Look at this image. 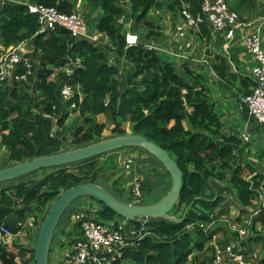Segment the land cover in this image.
Returning a JSON list of instances; mask_svg holds the SVG:
<instances>
[{
    "label": "trees",
    "instance_id": "1",
    "mask_svg": "<svg viewBox=\"0 0 264 264\" xmlns=\"http://www.w3.org/2000/svg\"><path fill=\"white\" fill-rule=\"evenodd\" d=\"M87 1L105 13L97 23V30L108 37L109 44L104 47L110 52L105 53L104 48L91 41L73 37L60 25L44 30L27 4L38 3L71 14L75 0H0V57L11 46L16 48L31 43L35 73V77L27 82L0 81V151H8L10 167L67 151L64 150L66 143L79 148L103 140L106 123L97 121L100 115L107 116L113 123L117 120L120 127L129 123L132 133L154 141L177 161L184 173V186L170 213L176 219L128 221L137 235L127 239L129 244L122 248V257L109 258L108 262L212 264L210 252L214 253V250L208 245L215 235L223 230L224 237L218 240L219 245L230 241L226 225L223 229L215 226L219 223L218 215L224 214L222 210L215 214L216 210L232 196L241 213L248 214L264 187V169L238 160L236 146H241L243 141L222 134L223 123L216 102L209 94L205 77L191 67V60L175 63L171 58L174 62L167 61L164 52L142 42L128 47L126 29L119 22L122 17L130 19L134 31L141 36L139 24L151 29L159 23L158 19L156 23L147 21L153 8H165L177 23L184 9L194 16L199 15L204 0H130V7L126 9L119 4L121 0ZM257 1L226 0L245 23H251L247 21L251 19ZM261 24L264 20L257 26ZM262 28L264 47V26ZM209 29L207 22L202 24L201 36H209ZM160 34L161 30L155 33L151 29L146 36L151 38ZM217 61L214 69L220 79L231 85L240 81L238 91L243 96L251 94L254 82L250 77L233 74L224 59ZM124 64L128 66L127 71L121 68ZM19 73H25L23 63L19 64ZM65 85H71L75 91L69 101L61 94ZM73 102H76V108L70 111ZM72 112L79 113L81 122L68 127L66 123ZM122 134H127L125 129ZM140 150L147 158L134 161L144 191V198L138 204L152 205L168 194L172 181L156 157ZM117 151L55 168L42 178L23 184H1L0 225L18 234L24 229L29 230L25 224L33 218L39 233L40 225L56 199L66 190L84 184L101 185L120 201L131 204L132 199L124 197L130 189L124 187L125 180L117 178L120 159L124 156L116 154ZM246 171L250 172L246 175ZM107 175L116 179L107 183ZM84 199L95 203V211L86 209L93 220L107 225L115 224L119 219L126 220L97 199L79 198L62 216L53 240L65 237V241L61 240L62 246H72L71 251L83 239L81 223H71V219L82 210L78 202ZM246 228L250 233L241 245L251 252L254 242H262L264 250V208L253 216L252 223ZM38 233L33 238L27 232L28 243H22L20 235L11 245L0 240V264H36ZM205 251L208 255L200 261L198 255ZM74 255H65L67 262L60 264H79ZM103 256L105 254H100ZM84 264H106V261ZM253 264H264V258Z\"/></svg>",
    "mask_w": 264,
    "mask_h": 264
},
{
    "label": "built area",
    "instance_id": "2",
    "mask_svg": "<svg viewBox=\"0 0 264 264\" xmlns=\"http://www.w3.org/2000/svg\"><path fill=\"white\" fill-rule=\"evenodd\" d=\"M8 2L11 0H1ZM80 0L78 1V4ZM30 12L36 14L39 18L43 29H54L60 25L68 29L71 35L79 40H87L96 42L93 38L81 14L74 10L73 13L67 14L60 12L55 7H48L38 3H27ZM180 20L183 24L177 26L179 37L185 38L186 27L192 26L201 30V25L208 23L213 33H224L227 40V45L231 46L235 41L238 33H241L244 47L249 51L251 61L253 63L251 69V78L254 82L252 92L249 95L243 96V102L247 105L251 117L264 127V47L261 26L251 27V23H245L240 19L238 13L232 10L226 0H204L201 7V13L194 16L189 10L184 9L180 13ZM177 24V23H176ZM139 39L137 35L128 34L126 43L129 46L137 45ZM14 49L6 55L2 65L0 66V81L27 82L34 70V64L31 60L25 57L21 46ZM173 56V55H172ZM175 57V56H173ZM193 58H189V60ZM200 60L197 58L194 61ZM23 63L25 73H19V64ZM74 88L71 85H65L61 94L64 100L69 101L74 96ZM76 106V102L72 103ZM243 140L247 143L250 141V134L246 133ZM133 203L138 204L143 199V185L139 179H135L131 185L130 191ZM264 208V187L260 191L259 199L256 204L250 209L254 214H258ZM75 221H79L82 225L83 239L79 241L69 254L74 253L76 263L84 264L88 261L100 262L108 261V257L112 260L123 256L122 248L129 244L124 228L119 225H107L105 223L93 220L90 214H87L86 209L78 211L74 215ZM30 227V220L26 222L25 228ZM38 228V226H37ZM27 229L20 231L18 234L11 231L5 225H0V240L5 245H11L15 238L22 236ZM239 232L240 237L246 238L247 230L235 229ZM137 231L134 232L136 237ZM241 247L240 243H237ZM68 254V255H69ZM100 254L105 256L100 257ZM67 255V256H68ZM227 261V263H226ZM247 264L244 261L242 254L233 252V247L229 246L226 249L219 248L216 252L215 264Z\"/></svg>",
    "mask_w": 264,
    "mask_h": 264
},
{
    "label": "crops",
    "instance_id": "3",
    "mask_svg": "<svg viewBox=\"0 0 264 264\" xmlns=\"http://www.w3.org/2000/svg\"><path fill=\"white\" fill-rule=\"evenodd\" d=\"M82 2H83V0H80V3L78 4V0H75V9L74 10L79 11V9L81 8ZM175 25H176V23L173 24V30H172L173 32H175V30H174ZM209 30H210V35L205 36V37L201 36V38L211 39L210 43L209 44H203L200 42L201 45H203V46L206 45L207 50L205 51V54H203L201 47L198 48L196 58H199L200 60L194 61L191 59V62H190L191 67L197 73L203 75L207 81L206 85L209 89V94H210L212 100L214 102H216L217 110H218V113H219L221 120H222V123H223L222 134H224L225 136H235L238 139H241L243 141L241 146H236V156H237L238 160L242 161V159L240 157V156H242V157L246 158L247 160L248 159L251 160V162L257 161V162L264 163V160L263 161L261 160V157L264 156V127L261 126L256 120H254L251 117L247 105H245V103L243 102V95L237 89L238 83L240 81L237 82V85H231V84L227 83L226 81L220 79L217 76L215 69H214V64L218 62L217 59L221 58V59H224L226 61L227 66L229 67V69L231 70V72L233 74H237L240 76H247V77L251 78V69L253 66V63L251 61V57H250L249 53L247 52L248 50L245 47L243 48L244 50H240V49L230 50V47H232V46L227 47V40H226L225 34L223 32L218 34V33H213V31L211 29H209ZM133 32H135V31H133ZM165 32L161 28L162 35L156 38V40H157L156 45L161 46L163 48H167L170 46L169 45L170 42H169L168 38L166 37ZM135 33H137V32H135ZM201 35H202V31H201ZM98 36L99 35H96L97 41L92 42V43L99 47L100 45L105 44V42L101 41V39H100L101 36L103 37L105 35L101 34L100 37H98ZM106 45L107 44H105L104 46H106ZM156 45H154V46H156ZM21 49L23 50L22 52L25 54V57L32 61L33 60V57H32L33 46H32V44L31 43H24V45L21 46ZM193 51H194V48L189 49L187 55L189 57L191 55H195L193 53ZM191 58L194 59L193 56H191ZM186 60H189V58L184 59L183 62ZM175 63H180V61H178L176 59ZM33 64H34V62H33ZM33 77H35L34 70L31 74L29 80ZM13 82H15V81H12V83ZM246 133L250 134V141L248 143L243 140V136ZM253 133H254V135L256 134V139L258 141L257 145H253L252 143H250ZM242 148L244 149V151ZM255 154L256 155L258 154L259 156L255 159H250ZM254 162H252V163H254ZM130 174H132L131 176H129V181H130V177H131V184L129 187V189L131 191V185L133 184V182L137 178L140 181V175L136 172V170L132 171ZM106 177H107V179H105V180L107 183H111L112 181H114L116 179V178L114 179L113 177H110L109 175H107ZM166 180H168V179L166 178ZM124 183H126V179H125ZM166 183H168V182H166ZM130 191H128V193L124 197L126 200L131 201ZM260 191H262V188L260 189ZM259 195H260V192H259ZM143 198H144V196H143ZM258 199L254 201L253 205L256 204ZM140 202H138V203H140ZM227 202H229V206H226ZM92 203H93V201H91L89 199H84V200L80 201V203L78 204V207H80L82 209L92 208L93 207ZM131 203H132V201H131ZM232 209H234V211H232ZM220 210H222L224 212V214L218 215L219 223L215 224V226L217 225V227H220V225H223V224L228 226L230 223L233 222V219H235V223L239 224L238 221H240V223H242V224L250 225L252 223L253 216L256 215V214H254V212H251V211H248V214H244V213L242 214L241 211L239 210V208L237 207L235 201L232 202L230 200V197L228 198L227 201H225L221 205V207L218 208V211H216L215 214H218V212ZM237 211H238V213H237ZM231 213H234V214L232 215ZM231 215L232 216L235 215V216L232 218ZM122 220L123 219H119V220H117L118 222H116L115 224H112V225L122 226L124 228V232H125L126 236H128L130 239H133L134 238V232L136 231V229L134 228V226L131 223L128 222V220H123V221ZM71 223H75L74 215L72 216ZM212 226H214V225L212 224ZM258 226H259L258 229L261 230L260 224H258ZM223 237H224V235L221 238H223ZM221 238L218 236V233H217L215 235L213 241H211L208 245L209 248L214 250V253L210 252V256L211 257L213 256L212 264H215V258H216L217 250L219 248L226 249L229 246L233 247L234 253L242 254L244 257V261L247 264L256 263L260 259L264 258V250H263V243L262 242H261L262 247L260 249H257V250L254 249L253 251L249 252L242 245H241V247L238 246L237 243L241 244V242L238 240L234 241V239H230V241H228L227 243H224L223 245H219L218 240ZM255 244H260V243L254 242L251 245V247L252 246L254 247ZM248 245H249V243H248ZM206 255H208V251L200 253L198 255L199 260L202 261ZM108 260H109V257H108ZM106 263L111 264L108 261H106ZM226 263H227V261H226ZM232 264H239V263L234 262Z\"/></svg>",
    "mask_w": 264,
    "mask_h": 264
},
{
    "label": "water",
    "instance_id": "4",
    "mask_svg": "<svg viewBox=\"0 0 264 264\" xmlns=\"http://www.w3.org/2000/svg\"><path fill=\"white\" fill-rule=\"evenodd\" d=\"M13 49L14 46L9 47L0 57V66L6 55ZM53 124L54 129H56V121ZM112 133L115 136L83 147L49 156L37 157L10 167L2 168L0 169V184L15 181L41 169L68 166L124 148H140L156 157L163 164L171 177V189L163 199L152 205L124 203L103 186L97 184L78 185L66 190L53 203L40 225L35 247L36 264H50L51 245L60 220L68 208L82 197L99 200L112 209L118 216L128 221H137L141 218L176 219L170 213L177 205L184 186V173L177 161L166 149L142 135L134 133L122 134V129L117 120L114 121Z\"/></svg>",
    "mask_w": 264,
    "mask_h": 264
},
{
    "label": "rangeland",
    "instance_id": "5",
    "mask_svg": "<svg viewBox=\"0 0 264 264\" xmlns=\"http://www.w3.org/2000/svg\"><path fill=\"white\" fill-rule=\"evenodd\" d=\"M8 2H10V1H8ZM129 3H130V0H121L119 2V4L121 6H123L125 9L130 7ZM78 12L81 14L83 20H85V22L87 24L86 27H88V29H89L90 33L92 34L94 40L96 39V35H99L98 37H100L101 34L97 30V23H98L99 19L102 16H104V14H105L102 11V9L101 8L100 9L97 8V6H95L94 4H92L91 2H89L87 0H83L81 8L79 9ZM250 16H251V19L248 20L247 22H251V27H256L262 20H264L263 19V17H264V0H258L256 2V7H255V9L253 10V13H251ZM157 19L159 20V23H157L156 26H154V28L152 27L151 29L153 31H155V33H156L157 31L161 30V29L158 30V27L160 26V28H162L164 32L166 31L165 35H166V37L168 38V40L170 42V44H169L170 46L167 47V48H163L161 46L156 45L157 44L156 43L157 40H156V38H154V36L155 37H159L161 34L160 35H153L151 38H148L146 36V34L149 32V30H151L148 26L143 25V24H139L140 25L139 32L142 34L141 37H140V35L135 33L136 31L133 32L135 30V28H134L133 23H132V21L130 19H127V18L125 19V17H122L119 20V22L121 24H123V26L125 27L127 35L128 34L137 35V37L139 39V42L144 43L145 45H147V47H149V48L152 47V48H154V49H156V50H158L160 52H164L167 56H169V55L170 56H172V55L175 56L174 58H172L174 61L177 59L181 63V62H183L184 59L190 58L191 56L194 57L193 60H196L197 59L196 58L197 51H198L199 47H201V50L203 51V54H205V51L207 50V47H206V45H204L205 47L203 45H201L200 42L203 43V44H209L211 39H209V38H204V39L201 38V30H199L197 28H193L192 26H187L185 28L186 29L185 38L179 37L178 31H177V26L179 24H183L184 21L183 20H177V24L174 26L175 32H173L172 31L173 30V24L175 23V21L172 18V14L170 12L166 11L165 8L164 9H159V8L155 9V8H153L152 11H150V13H149V15L147 17V21L156 23ZM262 25L263 24H261V26ZM105 36H103V37L101 36L100 39H101V41L105 42V44H109L108 37L107 36L105 37ZM104 45H100L99 47L100 48H104L105 53L110 52V51H108L109 49H106L104 47ZM154 45H156V46H154ZM243 45L244 44H243L242 35H241V33H238L237 36H236L235 41L231 45L232 47H230V50H232V49L244 50L243 49L244 48ZM227 47H229V45H227ZM192 48H194L193 53L195 55H191L189 57L187 54H188L189 49H192ZM112 58L115 59V57H112ZM164 58L167 61H173L171 58H168L166 56ZM119 61H121V60H119ZM121 68H122L123 71H127L128 70V66L126 64L122 65ZM75 107H73L71 105V107H69L70 111L74 110ZM97 121L99 123H106V129H105V131L103 133L104 139H107V138L115 136V134L112 133V129L114 127V123L107 116L100 115V116L97 117ZM79 123H80L79 113H73L72 112L71 115H70V118L67 120L66 125L69 127L71 125L75 126V125H77ZM121 128L125 129L127 133H132V128H131L129 123H124L121 126ZM68 135L71 137L72 132L70 134H68ZM250 143H252L253 145H257L258 144V141L256 139V134L254 135V133H253ZM73 148H75V147L74 146L72 147V145L70 143H68V144L66 143V145H64V150H70V149H73ZM243 151H244V149H243ZM116 154L124 155V156H121V159H120V168L118 169L120 172H119V175L117 176V178H120V179L122 178V180L126 179V183H124V187L129 189L130 184H131V177H130V181H129V176L132 175L130 173L132 171H134V170H136V172L138 173L134 161L135 160H144V159L147 158V156L140 149H136V148L123 149V150L117 151ZM127 154H129V155H127ZM258 156H259L258 154L257 155L255 154L250 159H255ZM106 157L107 156H105V158ZM240 157L242 159V162H244V163H246V162H250V163L254 162V161L251 162V160H249V159L247 160L246 158H244L242 156H240ZM261 160L262 161L264 160V156L261 157ZM10 164H11V162H10L9 157H8V151L6 149L1 150L0 151V169L4 168L5 166L9 167L8 165H10ZM252 164H254V166L256 168L264 169V163H262V162L255 161ZM54 169L55 168L41 169V170L35 171V172L25 176V177H22L20 179L15 180V181H10L8 183L16 184V185L23 184V183L29 182L31 180L42 178L46 174H49V173L53 172ZM249 172L250 171H246L245 174L247 175V173H249ZM150 173L153 174L152 171H150ZM230 200L232 202H234V199H233L232 196H230ZM79 203H80V201L78 202V204ZM92 204H93V207L92 208H88V209H92V210L94 209V211H95V208H94L95 207V203L93 202ZM133 204H135V203H133ZM226 206H229V202L226 203ZM216 211H218V209ZM232 211H234V209H232ZM237 213H238V211H237ZM231 214L233 215L234 213H231ZM234 216H232V218ZM29 220H30V223H32L31 225H33V226L30 227V225L28 224L29 230H31V231L26 230V232L22 236H20V238H22L21 239L22 243H28V240H26V238H25V236H26L25 234H27V232H29V235L32 236L33 238H35L37 233H38L37 232L38 228H37V225L34 222V219L30 218ZM223 225H220V227L222 229L224 228ZM226 228H228V232L230 231V237L229 238L230 239H234V240H238L240 242H242L244 240V238L240 237L239 232L236 231L235 229L247 230V232H248V228H246V224H244V226H242V223H240V222H239V224L235 223V219H233V222L230 223L228 226L226 225ZM235 233H237L239 236L233 238L231 235L235 234ZM249 233H250V230H249ZM218 236L220 238L223 236V230H220L218 232ZM61 240L65 241V237L62 238ZM61 240H59V241L56 240V241H54L52 243L51 252H50V264H60L62 262H67L66 261L67 259H65L64 256L68 255L69 254L68 252H71L70 248L72 246H62L63 242ZM261 247H262V244H255L253 248L255 250H257V249H260Z\"/></svg>",
    "mask_w": 264,
    "mask_h": 264
},
{
    "label": "bare ground",
    "instance_id": "6",
    "mask_svg": "<svg viewBox=\"0 0 264 264\" xmlns=\"http://www.w3.org/2000/svg\"><path fill=\"white\" fill-rule=\"evenodd\" d=\"M138 44H140V42H138ZM138 44H137V45H138ZM127 45H128V44H127ZM137 45H132V46H129V45H128V47H133V46H137ZM151 48H152V47H151ZM153 49H154V48H153ZM155 50H156V49H155ZM157 51H158V50H157ZM247 52L249 53V51H247ZM168 57H169V58H174L173 56H170V55H169Z\"/></svg>",
    "mask_w": 264,
    "mask_h": 264
},
{
    "label": "clouds",
    "instance_id": "7",
    "mask_svg": "<svg viewBox=\"0 0 264 264\" xmlns=\"http://www.w3.org/2000/svg\"><path fill=\"white\" fill-rule=\"evenodd\" d=\"M133 204V203H132Z\"/></svg>",
    "mask_w": 264,
    "mask_h": 264
}]
</instances>
